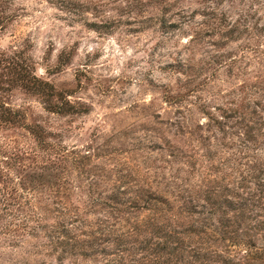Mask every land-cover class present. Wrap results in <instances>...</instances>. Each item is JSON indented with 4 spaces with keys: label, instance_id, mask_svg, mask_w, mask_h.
Instances as JSON below:
<instances>
[{
    "label": "rangeland",
    "instance_id": "1",
    "mask_svg": "<svg viewBox=\"0 0 264 264\" xmlns=\"http://www.w3.org/2000/svg\"><path fill=\"white\" fill-rule=\"evenodd\" d=\"M4 10L0 264H264V0Z\"/></svg>",
    "mask_w": 264,
    "mask_h": 264
},
{
    "label": "trees",
    "instance_id": "2",
    "mask_svg": "<svg viewBox=\"0 0 264 264\" xmlns=\"http://www.w3.org/2000/svg\"><path fill=\"white\" fill-rule=\"evenodd\" d=\"M5 4H6V0H0V30L3 28L2 26H3L4 22L7 20V18L4 16V13H5L4 5ZM1 63L2 64L4 63V66H3L4 72H5V69L7 70V74H9V72H11V71L13 72V77L8 80L9 87L20 84L21 87H23L24 89H27L29 91H32L33 89H35V91H38L37 89H39L40 87H42L43 89L48 87L47 84L37 85L38 83L39 84H41V83H40V81L36 80L33 76H31V73L29 71V66L27 64L20 65L19 62H17L16 60H14L12 58H9V61L0 60V65H1ZM7 74H5V73L0 74L1 81H3L2 78H4L5 75H7ZM34 82H37V83H34ZM3 89L4 88H1L0 91H3ZM48 91H50V87H49ZM44 92H45V90H44ZM46 93H48V92H46ZM56 112H58V111H56ZM14 118H15V115L10 111V109L5 107L2 103H0V126L14 123ZM153 198L156 200L155 197H153ZM139 199H141V196L139 197ZM145 203H146V200H145ZM147 203L149 204L150 201H147ZM169 211H170V209H168L165 212L167 213ZM154 214H155V212H154ZM163 214H165V213H163ZM187 247L190 248V246H187L185 244V242L180 241V243L178 245L174 246V248H169V250L166 252V254L169 255V257L171 256V258L176 259V256H178L179 254L183 255L184 253H186L185 251H186V249H188Z\"/></svg>",
    "mask_w": 264,
    "mask_h": 264
}]
</instances>
